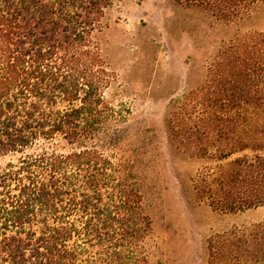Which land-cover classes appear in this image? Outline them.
<instances>
[{
  "label": "trees",
  "instance_id": "1",
  "mask_svg": "<svg viewBox=\"0 0 264 264\" xmlns=\"http://www.w3.org/2000/svg\"><path fill=\"white\" fill-rule=\"evenodd\" d=\"M172 1L194 38L216 36L199 108L173 121L215 161L192 176L194 197L219 213L264 204V31L244 27L255 0ZM106 4L0 0V155L22 153L0 169V264H147L151 221L135 161L98 148L123 138L91 40ZM58 136L76 148L25 153ZM223 244L264 263V221Z\"/></svg>",
  "mask_w": 264,
  "mask_h": 264
},
{
  "label": "rangeland",
  "instance_id": "2",
  "mask_svg": "<svg viewBox=\"0 0 264 264\" xmlns=\"http://www.w3.org/2000/svg\"><path fill=\"white\" fill-rule=\"evenodd\" d=\"M106 1L91 40L103 70L102 94L124 117L111 123L122 128L123 138L116 146L98 148L114 161H135L151 221L143 240L147 264H264L223 244L232 229L247 233L264 221V204L219 213L197 201L191 178L204 162L215 161L198 157L192 142L174 132L176 117L188 119L199 108L206 84L204 53L216 36L201 31L194 38L192 25L181 21L172 0ZM248 11L252 18L244 27L264 31V0H255ZM76 146L58 136L25 153H66ZM21 155H0V169Z\"/></svg>",
  "mask_w": 264,
  "mask_h": 264
}]
</instances>
